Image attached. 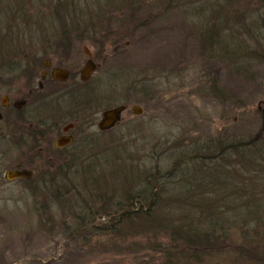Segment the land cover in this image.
I'll return each mask as SVG.
<instances>
[{
    "label": "rangeland",
    "instance_id": "1",
    "mask_svg": "<svg viewBox=\"0 0 264 264\" xmlns=\"http://www.w3.org/2000/svg\"><path fill=\"white\" fill-rule=\"evenodd\" d=\"M44 1L37 0L36 4H45ZM111 1H115L113 6L104 4V9H114V13L121 15L125 21L118 28L115 22L108 24L109 30L118 31H110L116 39L110 40L113 48L108 51L109 54L97 56L101 66L94 77H98L102 85H98V90L93 93L98 94L102 90L103 107L128 106L114 129L101 135L102 141L107 144L105 148L112 150L113 145L118 144L120 164L106 166L112 176L118 177L122 175L120 171L131 170V165H134L132 160L140 161L143 153L148 152L152 155L151 160L144 167L140 164L134 166L141 173L153 170L154 165L159 172L165 171L170 166L168 158L164 161L167 152H180L179 149L192 142L207 146V142L216 138L217 134L250 139L261 133L264 141V65L256 64L247 70L246 77H242L231 64L211 59L207 48L199 45L198 31H212L214 22L217 26H223V21L225 26L228 22L213 12V0ZM123 3L125 6L130 4L131 9ZM240 3H237L236 9L243 5ZM249 5L257 4L251 1ZM195 6L199 11L192 15L191 10ZM90 11L95 12V6L90 7ZM144 18L148 19L145 24ZM105 26L102 24L101 30ZM220 31L225 33L224 29ZM76 47L81 49V45ZM1 48L5 49V46ZM77 53L81 64H84L82 51L77 49ZM95 87L90 86L89 89ZM132 106L141 110L139 114H133ZM90 129L91 132L96 131V127ZM231 162L226 167L224 163L219 164L220 179L224 182L231 181L227 170ZM90 165L88 162V167ZM201 165L198 164L199 167ZM7 168L0 166V176ZM183 170L186 167L182 165ZM96 172L99 174L100 170ZM187 173L184 171L183 174ZM0 180V264L160 263L162 254L153 250L152 244L166 245V238L161 234L147 242L146 235L137 230L139 227L133 228L129 222L124 229L106 231L104 226L107 223L100 216H96L92 226L87 228L82 224L84 227L75 230L74 215L62 204L59 205L57 198L41 192L39 195L34 190L26 191L25 184L18 179L6 181L2 177ZM176 180L161 185L159 198L166 215L182 213L189 199L209 197L216 202L224 199L222 194H208L207 187H201L193 197L183 196L186 199L180 197V202H172V198H178L174 192ZM208 190L214 192L210 188ZM70 193L71 190L65 195ZM97 206L93 204L92 211ZM174 206L182 209H175ZM255 217L264 218L263 210ZM228 219L229 215L225 220V232L231 238L226 247L230 251L225 257H204L197 264H253L244 255L242 258L238 256L236 248L251 237L257 239L255 232L260 229H247L246 236L239 224L233 225ZM116 225L114 223L113 228ZM132 243L140 247L132 248Z\"/></svg>",
    "mask_w": 264,
    "mask_h": 264
},
{
    "label": "trees",
    "instance_id": "2",
    "mask_svg": "<svg viewBox=\"0 0 264 264\" xmlns=\"http://www.w3.org/2000/svg\"><path fill=\"white\" fill-rule=\"evenodd\" d=\"M251 1L257 5L250 7ZM238 2L243 5L236 9ZM214 3L213 12L228 22L225 26L224 21L223 26H217L214 22L212 31H198L199 45L207 48V55L211 59L231 64L237 73L246 77L248 69L256 64L264 65V0H213ZM193 9L192 15L199 11L196 6ZM90 98L94 99V96L89 95L87 100ZM90 142L93 145L84 156L86 165L73 170L68 187L58 188V192L57 185L52 187L48 183L46 189L43 188L45 192L54 191L51 198H57L59 205L62 204L74 215L72 219L75 230L83 226L82 224L87 228L92 226L96 216L106 221L104 229L110 232L118 228L124 229L129 222L133 228L139 227L137 230L146 235L147 242L151 238H158L159 234L166 238L165 246L155 242L152 244V249L162 254L159 264H197L204 257H225L230 251L226 247L228 239L231 238L225 232V220L229 215L227 221L233 225L239 224L238 227L246 236L247 229H260L255 232L257 239L251 237L245 244L241 243L236 252L241 258L244 255V258L251 259L253 264H264V218L255 219L261 210L264 212V141L261 133H256L250 139L221 137L217 134L211 143L207 142V146L192 142L182 150L179 149L180 152L168 150L167 155L165 152L164 161L168 158L170 166L160 172L156 165L149 172H140L137 166L140 164L144 167L152 156L149 152L143 153L140 161L132 160L137 166L131 165V170L120 171L122 175L118 177L112 176L106 167L120 164L118 144L109 150L105 148L107 144L104 141L101 145L94 144L95 140ZM230 160L232 162L227 170L231 181L224 182L220 179L219 164L224 163L226 167ZM88 162L91 163L89 167ZM198 164L202 165L199 167ZM182 165L186 170L182 171ZM97 169L100 170L99 174ZM184 171L188 173L184 175ZM175 178L178 181H174V192L179 200L172 198V202H180V197L183 196L193 197L201 187H207L208 194H222L224 199L220 200L221 203L209 197L189 199L182 213L166 215L159 198L161 185ZM87 182L91 184L88 186ZM223 184L224 187L221 188ZM208 188L214 192H209ZM68 189L71 190V195H65ZM202 192V195L207 193ZM233 195L235 196L231 198ZM86 196L91 203H88ZM165 200L168 202V199ZM93 204L98 206L93 207L92 211ZM174 208L182 209L179 206ZM243 222L245 225H241ZM114 223L117 224L116 228H113ZM131 247L140 245L132 243Z\"/></svg>",
    "mask_w": 264,
    "mask_h": 264
},
{
    "label": "flooded vegetation",
    "instance_id": "3",
    "mask_svg": "<svg viewBox=\"0 0 264 264\" xmlns=\"http://www.w3.org/2000/svg\"><path fill=\"white\" fill-rule=\"evenodd\" d=\"M31 1L0 0V166L8 167L0 179H18L26 191L51 195L54 191L43 188L69 185L73 170L86 165L90 141L101 145V135L119 123L98 128L103 111L121 104L103 107L102 90L93 93L102 85L94 73L101 66L97 56L109 54L110 40L116 39L112 32L118 30H109L108 24L115 22L118 28L125 19L104 9V4L113 6L111 0ZM92 6L97 12L90 11ZM89 61L93 67L83 79ZM89 95L94 96L91 103ZM123 105L122 114L128 108ZM7 171L30 175L7 179Z\"/></svg>",
    "mask_w": 264,
    "mask_h": 264
},
{
    "label": "water",
    "instance_id": "4",
    "mask_svg": "<svg viewBox=\"0 0 264 264\" xmlns=\"http://www.w3.org/2000/svg\"><path fill=\"white\" fill-rule=\"evenodd\" d=\"M93 67L92 63L89 61L88 66L86 68L83 69L82 71V78L84 79L87 75V73L91 70V68ZM125 109V105L121 104V105H117L115 107L106 109L105 111H103L102 113V117L101 120L98 123V128L100 130H106L109 129L111 127H113L115 124H117L121 118V114ZM133 110L135 113H139L140 109L137 106L133 107ZM29 176L30 172H23V171H7L6 173V177L7 179H12L15 177H19V176Z\"/></svg>",
    "mask_w": 264,
    "mask_h": 264
}]
</instances>
